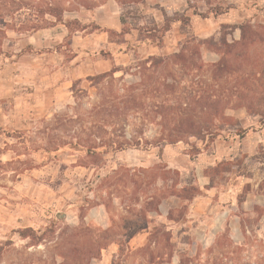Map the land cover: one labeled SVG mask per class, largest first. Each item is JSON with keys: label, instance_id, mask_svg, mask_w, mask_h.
I'll list each match as a JSON object with an SVG mask.
<instances>
[{"label": "rangeland", "instance_id": "obj_1", "mask_svg": "<svg viewBox=\"0 0 264 264\" xmlns=\"http://www.w3.org/2000/svg\"><path fill=\"white\" fill-rule=\"evenodd\" d=\"M109 1L131 32L111 35V46L93 18ZM114 1L5 0L0 10V29L14 37L11 44L21 48L29 35L42 33V48L27 49L34 51L23 60L22 81L8 100L14 122L4 133L0 129V264H224L223 248L246 243L253 257L243 253L240 264L255 263L256 249L264 247L261 115L228 110L238 126L209 148L198 144V156L179 143L107 150L101 160H91L72 144L78 131L90 127L87 111L100 101L88 81L100 75V62L123 69L115 78L123 77L119 84L127 87L140 82L138 66L149 57H173L192 37L218 41L222 24H249L264 38V0ZM217 10L224 14L214 17ZM163 12L188 16L191 24L185 31L173 24L158 48L148 40L159 33L140 35L136 29L162 27ZM240 36L236 31L227 40ZM250 55L242 70L250 77L232 84L250 88L264 108V42ZM183 56L192 62L190 53ZM219 58L210 47L201 48L204 65ZM183 66L169 68L177 82L172 91L148 96L140 90L142 101L184 105L185 91L197 88L204 74L195 77ZM40 82L42 92L35 90ZM133 115L137 121H129L128 133L153 139L162 131L152 123L153 112ZM182 188L186 198L196 197H174Z\"/></svg>", "mask_w": 264, "mask_h": 264}, {"label": "trees", "instance_id": "obj_2", "mask_svg": "<svg viewBox=\"0 0 264 264\" xmlns=\"http://www.w3.org/2000/svg\"><path fill=\"white\" fill-rule=\"evenodd\" d=\"M5 3V0H0V10H5ZM223 14L217 10L214 17L217 18ZM55 17L58 20L59 17ZM163 17L162 27H155L153 30L136 29L140 35H150L152 32L159 33L160 36H157L156 39L148 40L151 45H156L158 48L162 47L163 38L171 31L173 24H180L184 31L189 29L191 24L190 17L179 16L178 13L170 18L166 12H163ZM97 29L100 28L97 27ZM68 30L70 33L72 32L70 27ZM7 31V29H0V34H2L0 37V54H2V41L7 38ZM236 31L240 32V40L229 43L227 36ZM104 32L108 34L110 42H113L111 35L122 36L131 33L124 29L121 34L113 30H105ZM220 35L218 41L212 39L201 41L192 37L184 43L181 52L173 57H149L138 66L140 82L127 87L119 84L123 77L115 78L117 73L123 72V69L119 67H114L107 73L89 77L88 81L98 90L100 101L87 111L91 120L85 122H88L90 127L85 126L78 131L75 136L76 141L72 145L81 148L84 152V158L91 160H99L102 155L107 154V150L121 152L142 147L162 148L163 145H177L179 143H184L190 147V155L198 156L202 152L198 144H203L205 148H209L223 132L229 133L231 131V125L238 126V121H235L237 125L234 124L235 119L227 115L228 110L246 109L248 113H257L264 119V108L260 103H256L257 96L254 95L253 91L243 84H232V81L239 79V77L245 81L250 77V75L245 76L243 71L247 68L250 60L251 49L257 44L263 43L264 38L249 24H222ZM141 41L144 42L143 39ZM207 46L219 54L220 58L218 62L206 66L201 61V48ZM185 53H190L191 63H187V59L183 56ZM105 56L112 59L110 54ZM178 63L184 64L183 67L187 68L189 73L195 74V77L199 73L204 74V79L199 78L200 83L196 84L197 88L192 87L185 91L184 105L164 102L148 105L143 102L140 90L144 95L153 96L162 90L168 92L174 89V85L177 84L176 76L173 77L169 68ZM240 72L243 75H240ZM158 73L162 76L161 81V77L157 76ZM169 77L172 83H169ZM141 110L153 112L155 118L152 123L162 129L159 135L153 139L137 137L126 131L130 120L137 121L133 114ZM185 193L184 188L175 189L173 196L189 201L196 197L193 195V197L186 198ZM26 232H21L22 238H28ZM247 245L246 243L232 249L223 248L224 251L220 253L219 260L224 264H240L244 260L243 253H247L250 259L253 257V252L250 249L246 250ZM256 252L254 256L256 262L253 264H264V247H258Z\"/></svg>", "mask_w": 264, "mask_h": 264}, {"label": "crops", "instance_id": "obj_3", "mask_svg": "<svg viewBox=\"0 0 264 264\" xmlns=\"http://www.w3.org/2000/svg\"><path fill=\"white\" fill-rule=\"evenodd\" d=\"M112 1L115 3L114 0ZM93 18L96 24L100 26L99 28H102L103 31L113 30L119 34L123 32L124 26L121 21L120 14L118 10L115 11V9H113V3H111V1L104 5H100L97 9H95L93 12ZM9 33L10 32L6 33L7 38L5 39L8 44L2 45V54H0V129H2L3 133L8 131L9 127H11L14 122V116L12 115L13 111L10 110L8 100L15 98L16 95L14 92L16 84L20 85L22 81L23 60L27 59V57L33 53L34 48H42L41 32L38 37H36V34L29 35L28 38L24 40L25 45L21 48L18 47V42L11 44V40H13L14 37H12ZM11 33L15 34V32ZM124 35L128 36L131 35V33ZM108 41L110 46L116 44L114 42H110L109 38ZM28 48L33 49L27 51ZM39 53L42 54V50H39ZM55 53H58V51L55 50ZM111 56L113 58V55ZM99 64L100 74L107 73L112 70L111 65H108V61H102ZM16 70L19 72H16ZM35 90L42 92V82H40L39 87ZM135 238H132L130 244H133Z\"/></svg>", "mask_w": 264, "mask_h": 264}]
</instances>
